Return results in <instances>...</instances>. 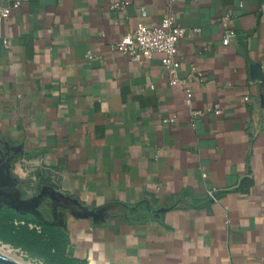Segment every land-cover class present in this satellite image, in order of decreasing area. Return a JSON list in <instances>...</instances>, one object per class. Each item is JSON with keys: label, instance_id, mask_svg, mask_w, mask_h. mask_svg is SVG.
<instances>
[{"label": "crops", "instance_id": "obj_1", "mask_svg": "<svg viewBox=\"0 0 264 264\" xmlns=\"http://www.w3.org/2000/svg\"><path fill=\"white\" fill-rule=\"evenodd\" d=\"M116 1L22 0L3 22L0 207L54 222L87 264H264V0ZM169 13L179 76L206 75L192 104L163 53L112 48Z\"/></svg>", "mask_w": 264, "mask_h": 264}, {"label": "built area", "instance_id": "obj_2", "mask_svg": "<svg viewBox=\"0 0 264 264\" xmlns=\"http://www.w3.org/2000/svg\"><path fill=\"white\" fill-rule=\"evenodd\" d=\"M174 0H170L172 3ZM130 0H119L110 5L113 10H123L129 4ZM22 0H15L11 5L0 4V38L2 37V25L6 19H9L14 8L19 7ZM143 16L147 15L146 7H141ZM222 24L227 27L229 17H223ZM187 28L181 25L175 18L173 13L165 16L160 23L155 25H147L145 22H139L135 27H132L127 33L118 41L112 44V48L126 54L130 59L137 62H142L152 56L155 52L163 53V67L171 76V82L179 85L184 93V100L188 104H192L194 92L189 86L191 78H197L200 82H205L206 75L193 68L191 78L179 76V70L182 66V61L178 51V41L187 33ZM224 44L230 42L228 36L224 38ZM4 43L8 45V40L4 39ZM248 99V97H246ZM222 111L219 102L207 106L206 109H194L193 116L202 115L206 112ZM176 116L164 118L165 122L175 121ZM210 196L213 199L218 197L216 191H210ZM231 264V263H229Z\"/></svg>", "mask_w": 264, "mask_h": 264}, {"label": "trees", "instance_id": "obj_3", "mask_svg": "<svg viewBox=\"0 0 264 264\" xmlns=\"http://www.w3.org/2000/svg\"><path fill=\"white\" fill-rule=\"evenodd\" d=\"M0 242L43 264H87L84 259L69 254V236L60 226L16 206L0 207Z\"/></svg>", "mask_w": 264, "mask_h": 264}, {"label": "rangeland", "instance_id": "obj_4", "mask_svg": "<svg viewBox=\"0 0 264 264\" xmlns=\"http://www.w3.org/2000/svg\"><path fill=\"white\" fill-rule=\"evenodd\" d=\"M0 246L3 247L4 249L6 248L5 250H9L10 253H8V254H10V255L16 256L22 260L24 259L26 261H29L32 264H43V262H41L39 259L33 258L29 254L21 251L20 249L14 248L9 244H5V243L0 242Z\"/></svg>", "mask_w": 264, "mask_h": 264}, {"label": "water", "instance_id": "obj_5", "mask_svg": "<svg viewBox=\"0 0 264 264\" xmlns=\"http://www.w3.org/2000/svg\"><path fill=\"white\" fill-rule=\"evenodd\" d=\"M0 264H32L29 261L22 260L16 256L9 255L0 250Z\"/></svg>", "mask_w": 264, "mask_h": 264}, {"label": "bare ground", "instance_id": "obj_6", "mask_svg": "<svg viewBox=\"0 0 264 264\" xmlns=\"http://www.w3.org/2000/svg\"><path fill=\"white\" fill-rule=\"evenodd\" d=\"M5 249H6V248H5ZM5 249H4L3 247L0 246V250H1V251L5 252V253H7V254L10 253L9 250H5ZM13 252H14V251H13ZM9 255H10V254H9Z\"/></svg>", "mask_w": 264, "mask_h": 264}]
</instances>
